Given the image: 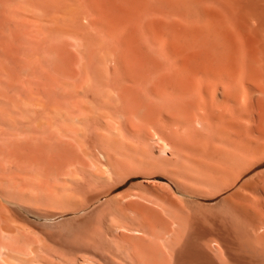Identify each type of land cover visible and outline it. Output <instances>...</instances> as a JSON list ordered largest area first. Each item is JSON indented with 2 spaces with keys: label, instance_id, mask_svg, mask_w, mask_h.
<instances>
[{
  "label": "bare ground",
  "instance_id": "1",
  "mask_svg": "<svg viewBox=\"0 0 264 264\" xmlns=\"http://www.w3.org/2000/svg\"><path fill=\"white\" fill-rule=\"evenodd\" d=\"M134 1L137 14L163 16L148 26L162 61L146 62L137 117L153 115L146 122L158 140L173 139L177 159L158 142L140 167L206 198L242 178L240 192L210 223L176 204L160 216L119 197L100 202L132 167L113 156L116 127L75 112L73 97L36 92L37 17L56 16L61 0H0V264H264V0Z\"/></svg>",
  "mask_w": 264,
  "mask_h": 264
},
{
  "label": "rangeland",
  "instance_id": "2",
  "mask_svg": "<svg viewBox=\"0 0 264 264\" xmlns=\"http://www.w3.org/2000/svg\"><path fill=\"white\" fill-rule=\"evenodd\" d=\"M118 1L119 0L116 1L115 0H102V1L101 0H63V1L61 0L62 3L57 2L58 5L56 4L57 10L59 11V13L56 16L54 17L45 16L43 18H41L42 16L37 17L38 23L41 27L40 28L41 31H39V33L42 32L39 34V39H38L40 40V42H38L39 74L36 84V87L38 89L36 91L38 93L37 95L39 96V98L42 97V99L43 98L46 99L47 97H52V98L68 97L71 99V97H73V100L78 101V106L82 104L81 105L82 107L79 106L75 112L79 114L80 111H82L80 113L82 115L84 113L85 114L87 113L86 115H89L92 120L94 119V121L97 118L96 116L99 115L100 117L98 118L99 120L102 121L100 122L103 125L102 128L105 130L108 127H110V125L113 128L116 127L117 130L116 134L114 132V134L116 135V137L114 135L115 155L113 156L117 160H120L124 163H129L130 165H132V167L131 169H128L126 171L127 176L119 185L112 188L109 192H107L106 194L100 197V202L104 203L107 202L109 199L112 198L118 199L119 197V199L121 200L118 201H120L121 204L131 203L132 206L134 205L135 208L137 207L136 209H142L143 211L146 210L145 212L148 214L157 213L158 215L163 214V216H165L164 213H166L165 207L168 208L170 207V205L173 207L177 205L178 207H182V209L186 211L188 210V212L197 213V214L198 212H201L199 214L200 216L202 215V217L204 218L202 220L206 223L207 222L210 223V221L212 220L219 221L222 219V215H224L225 210L227 208V204L230 202L231 197L237 191L240 192V185L242 183L241 182L242 178H240L234 186L221 192L217 196L213 198H206L205 196L203 197L202 194L200 195L198 193L197 194L195 193L194 195L191 194L189 190H185L184 188L180 189L182 186L179 185L177 180L176 181L169 180L166 176L164 177L162 174L154 173L153 175L150 174L151 175L150 176L149 174H146L145 173L146 170H144L139 165V163L147 161L149 159L147 157V155H150V153L148 154L149 149L153 147L152 145H157L158 142H160V144L158 143L159 145H157L158 147L162 144L160 146L161 150L164 148V145L166 147L164 148V150L160 152V154L164 155V157L163 155L162 156L160 155L161 157L167 158L169 160L171 159L170 160L171 163L172 162L176 163L175 161L177 160L173 157L174 156L172 150L173 142H170L172 149L169 147L170 146L169 142H167L170 140L173 141V139L169 138L172 136V134L165 133L168 135V136L166 135V137H168L169 140L166 141L158 140L157 136L153 131L152 125H149L150 123L146 122V120L150 118V116L152 118L153 115L149 116L144 111L145 113L141 112L142 114H144L143 117L146 118L148 117V118L140 119L139 117H137V110H136V101L138 99L144 100L145 97L144 96L145 91L143 89L144 86H146L147 84L146 81H149L148 79L150 75V66L147 65L149 59L150 62L151 60L153 61L156 60V62L162 61L161 59L162 57L159 56L158 53L156 52L154 53L155 50L150 42V34L148 29L150 27L149 25L152 24V22L162 21L159 18L163 16L140 15L135 12V8L138 5V2H135L134 0H130L132 1L130 3V1L128 2L127 0H125L127 2H125L124 4L123 3L124 1H119V2ZM101 9L106 10L109 13L107 15L102 16L99 14V11ZM51 25H53L52 28L49 27ZM62 25L64 27H62ZM46 26H48L49 28ZM42 36L45 37L41 39ZM57 42H59V44ZM80 42L82 45L80 44ZM64 49L66 50L64 51ZM133 51L136 56L133 55ZM152 52L156 55L152 56L153 54ZM141 57H144V59L147 57L148 59L146 58L144 60ZM137 58L138 59L141 58L142 60L141 59L138 60ZM136 60H138L141 63V64L139 63V69H137L138 65H135ZM143 60L145 61V63L146 62L147 63L145 64ZM131 63L133 64V67ZM163 67L164 70H162V72L166 71L167 72L166 74L172 72V74L167 76L173 75L174 70L173 71L171 70L173 69L172 67L170 68L169 65ZM167 68H169V70ZM144 69L147 70V72H145ZM139 70L141 71L144 70V71L141 72ZM131 74L132 75L134 74L133 77H131L132 76ZM134 79H135L134 81L135 83H133ZM136 83H138L139 85H137ZM140 83L141 84L143 83L142 85L144 86L140 85ZM136 85L139 89H137ZM134 87L136 89H134ZM25 88H24L25 90L24 95L26 94L28 95L27 90L29 89V87H27V90ZM85 91L86 93L84 94ZM138 91L140 94L138 93ZM116 92L118 94H116ZM150 98L151 97H149V99ZM154 98L155 97L153 96L151 98L152 100L150 99L151 102L152 101L154 102L155 100ZM82 99L83 102L81 103ZM149 99L147 98V103L150 102ZM118 103L120 104L118 105ZM132 104L135 105L133 106ZM100 105L102 108L100 107ZM148 105L150 104L148 103L147 106ZM93 106L95 108H93ZM99 109L101 112H99ZM147 112L149 113L148 110ZM136 118L139 119V121L135 120ZM166 120L172 123L171 118L166 117ZM108 121H110V123H108ZM137 122L138 124H136ZM141 122L144 123V125L142 124V127L140 126L141 124H139ZM116 123L118 125H116ZM173 124L174 123H172L170 126L171 131L173 130L175 131L174 127H176V125L174 124L173 126ZM88 129H91V126L90 127L88 126ZM138 133H141V135H139ZM182 161L185 162L184 159L183 160L181 159L180 163H182ZM224 167L226 168L225 164L222 166L223 168L222 170H225V172H223L220 176V178H222L220 182L223 181V183H225L228 180V177L230 175V173H228L229 169L228 168L225 169ZM231 168L233 169V167ZM141 169L143 171H141ZM227 169L228 171L226 172ZM261 169H264V166L259 168V170ZM224 178H226L227 180H225ZM220 184L222 185V183ZM171 202L174 203L172 204ZM127 210L130 211V209ZM131 211L133 210L131 209Z\"/></svg>",
  "mask_w": 264,
  "mask_h": 264
}]
</instances>
